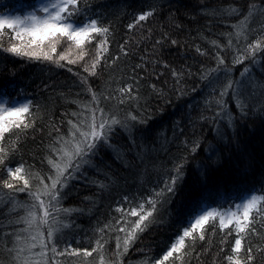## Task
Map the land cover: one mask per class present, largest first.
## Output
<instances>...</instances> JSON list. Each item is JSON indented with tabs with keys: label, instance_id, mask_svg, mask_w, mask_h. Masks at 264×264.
Returning <instances> with one entry per match:
<instances>
[{
	"label": "snow or ice",
	"instance_id": "1",
	"mask_svg": "<svg viewBox=\"0 0 264 264\" xmlns=\"http://www.w3.org/2000/svg\"><path fill=\"white\" fill-rule=\"evenodd\" d=\"M158 6L152 0L148 10L141 9L132 17L127 29H142ZM0 9V37L8 36L7 46L0 42V54L26 63L77 65L76 86L81 89L69 101L73 110L61 114L59 125L53 121L45 128L39 123L41 105L24 93L15 74L0 80V201L11 207L5 217L7 230L0 229V264H96V256L99 264H122L146 230L166 225L174 229L167 246L162 254L152 255L148 264H186L192 256L210 255L212 249L204 248L209 226L222 233L213 264H264V196L248 192L238 166L231 177L217 175L223 162L232 160L233 146L241 151L237 129L250 116L264 127V0H220L218 6L206 9L205 14L227 30L207 41V50L196 48L204 60L197 59L198 82L192 92L201 101L193 97L185 104L201 107L198 120L213 125L215 143L205 146L207 136L177 143L179 137L174 134L171 141L165 136L160 148L159 134L152 135L149 101L135 77L137 70L146 71L147 66L132 65L128 79L123 70L118 78L114 75L121 57L109 48L114 38L112 24H105L106 17L91 14L88 0H0ZM129 43L124 40L119 45L125 57L131 55L126 50ZM171 43L176 45L177 40ZM156 44L162 46L160 40ZM237 65L243 68L239 78L233 71ZM256 67L261 69L258 78L252 74ZM105 73L108 79L101 83ZM172 75L177 85L172 91L183 100L187 89L178 86L184 80L176 71ZM152 91L163 98V91L154 85ZM178 127L174 122V128ZM37 132L41 144L29 164L22 149L30 135L35 141ZM201 149L206 155L197 160ZM113 153L117 159L131 158L124 164L125 171L131 172V185L115 173L101 179L102 168L111 171L105 156ZM193 161L197 176L188 184ZM121 180L127 191L114 195ZM79 181L92 188V198L81 204L95 205L106 198L116 204L114 208L109 204L105 221L97 220L93 236L99 238L91 247L82 246L75 236L67 238L77 217L86 211L66 206L75 199Z\"/></svg>",
	"mask_w": 264,
	"mask_h": 264
},
{
	"label": "trees",
	"instance_id": "2",
	"mask_svg": "<svg viewBox=\"0 0 264 264\" xmlns=\"http://www.w3.org/2000/svg\"><path fill=\"white\" fill-rule=\"evenodd\" d=\"M2 2H7V0H2ZM11 2L25 3V0H11ZM151 2L152 0H88V3L92 6L91 14L106 17L105 24L109 22L112 24L114 38L109 48L113 55L119 54L121 57L118 62L119 69L114 75L118 78L119 71L123 70L127 73L125 79H128L132 76V65L140 64L143 68L146 64L147 70H137L135 77L139 80L138 87L141 94L149 101L148 113L154 121L152 135L159 134L157 148L164 145L165 136L171 141L174 134L179 137L177 143L185 138L191 140L203 136H207L205 146L209 141L215 143L213 132L210 130L213 125L202 124L198 120L199 113L202 110L201 107L195 103L188 106L185 101H192L193 97L195 101H201V96L192 92L193 85L198 82L200 64L197 63V59L204 60L203 57H198L196 48L200 47L201 50H207V41L215 39L217 35L227 30L223 24L205 14L207 8L218 6L220 0H155L159 5L156 8V14L144 22L142 29L137 28L129 31L127 24L131 22L132 17L141 9L148 10L147 6ZM234 22L235 20H232L228 23ZM165 36L167 39H164ZM172 39L177 40L176 45H172ZM124 40L130 41L126 46V50L131 55L127 57L123 53H119V45ZM157 40L161 41L162 46L156 44ZM0 42L7 46V34L0 37ZM59 50L61 49L58 48ZM230 60L229 57V64ZM208 66L212 65L206 64V67ZM69 68L72 71H69ZM77 70V65L56 67L55 65L43 63H26L0 54V80L15 74L16 82L24 93L41 105L40 117L42 119L39 123L43 124L45 128L53 121L59 125L61 114L65 111H71L75 107L74 105L69 107V101L74 99L76 93L81 91L76 86L78 83L75 76ZM173 71L181 74L184 80V83L178 86L180 89H187L183 100H179L177 94L172 91L174 87H177L176 78L172 75ZM233 71L235 77L239 78L243 68L237 65ZM189 72L192 73L191 76L187 75ZM260 72L261 69L256 67L253 69L252 74L258 78ZM107 79L108 74L105 73L101 76L100 82L102 83ZM153 85L157 91H163V98H157L153 93ZM141 102L143 103V101ZM231 106L234 107V105ZM189 112L191 113L190 117ZM205 115H211V112H206ZM189 120L195 123H189ZM174 122L179 123L180 127L174 128ZM181 130L184 131V136H180ZM237 132L241 151L237 152L235 146H233L231 150L232 160H225L217 175L225 178L231 177L236 174L238 166L239 173L244 176L243 184L248 192L264 196V127L261 126L259 119L250 116L243 126L237 129ZM193 133H195V136ZM120 143H124V141H120ZM40 144L41 136L39 132L36 133L35 141H33L31 135L29 136L22 149L23 159L27 163H33V156L38 154ZM175 151L176 145L173 144L172 152ZM205 155V152L201 149L197 160H202ZM225 155H228L227 151ZM15 159L19 161L21 159L20 154H17ZM130 159V157L123 158V156L121 159H117L114 153L105 156V163L110 165L111 171L102 168L101 179L103 175L112 177L115 173L126 177L128 185H131L133 183L131 172L125 171L124 168V164ZM195 168L196 161H193L188 168V184H191L197 176ZM91 179H97V177L91 176ZM125 191H127V185L121 180L114 195L119 193L122 196ZM248 192L241 193V199ZM74 196L73 202L66 206L85 208L86 211L83 216L77 217L76 227L68 232L67 238L71 239L75 236L76 240L82 241V246H95V240L99 238L93 236L97 220L105 221L110 212L109 204L114 208L116 206L115 201L106 198L103 202L97 201L95 205L81 204V200L92 198L91 185L86 184L84 181L76 183ZM20 198L23 199V194ZM5 205L6 201H0V229L3 231L7 230L4 226L8 224V219L5 217L11 212V207ZM224 207L226 208L228 205L226 204ZM87 209L91 210L88 211ZM172 230L174 229L170 230L167 225L163 228L153 227L151 231L146 230L124 255L122 264H148V259L152 255L162 254L171 237ZM3 231H0V236L3 235ZM206 236L207 240L204 242V248L212 249L211 254L199 259L192 256L186 261V264H189V261L190 264H213V258L216 257L219 251L222 233L218 227L217 231L213 232L209 226ZM111 248L115 249L114 240L111 242ZM225 250L230 252V248ZM197 251H201L199 244L197 245ZM58 264H63V262L58 261ZM96 264H99L98 256H96Z\"/></svg>",
	"mask_w": 264,
	"mask_h": 264
},
{
	"label": "rangeland",
	"instance_id": "3",
	"mask_svg": "<svg viewBox=\"0 0 264 264\" xmlns=\"http://www.w3.org/2000/svg\"><path fill=\"white\" fill-rule=\"evenodd\" d=\"M0 102H2V101H0Z\"/></svg>",
	"mask_w": 264,
	"mask_h": 264
}]
</instances>
